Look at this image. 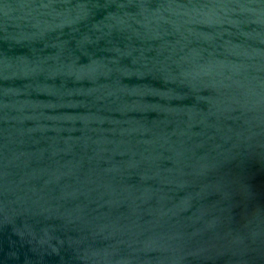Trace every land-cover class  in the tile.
Here are the masks:
<instances>
[{
    "label": "water",
    "instance_id": "95a60500",
    "mask_svg": "<svg viewBox=\"0 0 264 264\" xmlns=\"http://www.w3.org/2000/svg\"><path fill=\"white\" fill-rule=\"evenodd\" d=\"M0 264H264V0H0Z\"/></svg>",
    "mask_w": 264,
    "mask_h": 264
}]
</instances>
